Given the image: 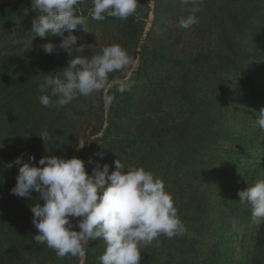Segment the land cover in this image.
<instances>
[{
    "label": "rangeland",
    "instance_id": "obj_1",
    "mask_svg": "<svg viewBox=\"0 0 264 264\" xmlns=\"http://www.w3.org/2000/svg\"><path fill=\"white\" fill-rule=\"evenodd\" d=\"M91 8L92 0H84L77 6V15L84 16L86 23L73 32L78 37V43L74 47L86 46L82 52H73L72 57L80 55L91 58L100 54L106 46H121L126 50L131 63L124 71L113 75L126 86V90L121 93L118 90L119 85L113 87L109 94L114 96V99L108 107L104 105L102 93L89 97L79 96L64 107L42 106L39 97L51 94L50 90L42 93L39 89L44 75H59V71L67 66L71 57L63 50L45 54L42 45L52 42L58 46L62 38L36 37L27 18L22 27L28 28L27 31L12 32L11 38L0 44V161L10 164L26 153L25 161H28L29 155H34L36 166H40L39 160L48 155L65 159L76 157L86 162V170L91 174L90 168L98 151L103 155L108 154V150H102V142L96 146H99V150H94L92 144L97 139L106 138V142L121 139L127 141L128 147L124 148L128 154L124 157L117 155L114 159L120 158L126 168L135 166L147 170V163H143L142 157L146 158L151 151L160 150L154 140L147 138L145 134L140 137V115L149 103L155 106L162 99L171 104L176 103L171 88L178 79L180 68L172 65L167 67L174 73L170 75L169 81H165L167 86L165 85L163 91L155 87L160 83L157 78H149L156 75L158 69H163L161 67L165 63L153 61L146 70L139 71L140 55L153 51L155 47H162L163 51L170 47L166 41H169L168 44L177 49L180 55L184 51L190 55V51L184 49V44L189 45L188 38L192 36L190 33L196 30L194 27L182 29L178 26L179 19L189 15V6L182 5L180 0H138L137 12L133 16L126 20L106 17L102 21L94 20L88 15ZM200 11L196 14L197 17L201 15ZM28 13L29 11L25 12V15ZM201 27L207 33L202 34L203 38L207 35L203 44L205 50H208L207 46L210 49L221 48V38L211 36L215 30L213 25L206 21ZM184 32L188 34L184 35ZM129 39L133 41L132 46ZM127 44L129 46L126 47ZM193 48L194 44L191 42L190 49ZM153 69L155 71L151 74ZM261 71L264 74V71ZM176 75L177 79L174 80ZM172 80L173 83L170 82ZM262 81V85L253 83L261 90L252 89L251 86L245 87L246 90L249 89L246 94L248 99L244 94L246 90H242V93L232 97L229 102L223 137L212 147L209 158L201 163L204 165L202 174H208V177L198 197L189 198L188 194L181 192L182 189L197 187V181L194 184L192 179H188L190 174H186L175 186L167 180H176L183 174L165 179V170L154 163L161 169L159 173L155 170L154 176L157 177L158 173L157 178L163 180L167 192L171 194L175 191L172 197L178 209V216L180 217L182 211L180 206L189 202L188 212L190 216L197 218V221L191 218L190 226L185 225L186 232L183 235L171 239L166 236L159 238L160 242L164 241L165 248L171 245L177 247L178 252L174 253L177 260L185 259L187 264H264V222L254 221L251 205L240 204L238 196L241 190L253 186L258 180H264V130L256 124L260 109L264 108V98H258L260 93L264 92V80ZM130 93L133 95L132 110L121 111L119 106L130 99ZM45 129L50 133L52 142L44 145L38 135ZM78 144H84V147L76 150ZM105 158L103 157V160ZM154 159L150 158L148 162H153ZM90 160L92 163H87ZM100 160L101 155L98 156V161ZM190 171L193 173L196 168ZM12 188V183L8 187L0 188V201L7 202L6 208L10 209L15 219L18 217L29 220L31 206L43 202L36 198L38 193L35 192L32 193L33 199L18 198L11 194ZM4 196L8 199H4ZM202 209L203 213H200ZM200 218H204V221H200ZM34 232L39 234L36 228ZM31 234L34 236V233ZM192 239H195V246ZM12 241L17 248H21L20 252L29 248L30 253L25 254L19 264H42L48 261L44 251L41 250L39 254L31 242H25L22 236L13 237ZM86 247V253L91 251L95 252V255L96 252L103 254L105 251L102 239L96 246L91 247L88 244ZM37 248L40 249V245ZM31 252H34L33 255ZM98 258L91 259L90 262L100 264ZM68 261L66 264H79L77 258Z\"/></svg>",
    "mask_w": 264,
    "mask_h": 264
},
{
    "label": "clouds",
    "instance_id": "obj_2",
    "mask_svg": "<svg viewBox=\"0 0 264 264\" xmlns=\"http://www.w3.org/2000/svg\"><path fill=\"white\" fill-rule=\"evenodd\" d=\"M83 2L31 0L32 9L40 13L32 23L35 36L62 38L58 46L52 42L42 45L43 52L53 54L63 50L71 57L59 75H44L39 89L42 93L49 90L51 93L39 97L44 107H64L79 96L89 97L95 93H102L104 105L108 107L114 99L109 94L113 87L119 85L121 93L126 90L113 75L124 71L131 63L121 46H106L91 58L72 57L73 52H82L86 46L74 47L78 37L73 34L86 23L84 16L77 15V6ZM180 3L189 6V15L180 18L178 26L189 29L198 23L196 14L203 0H180ZM137 5L138 0H92L88 15L97 21L106 17L126 20L137 12ZM258 115L256 124L264 130V108ZM38 137L44 145L52 142L46 129ZM83 147L84 144H78L76 150ZM25 155L21 154L7 165L9 169L18 166L17 183L11 194L33 199L32 193H38L36 198L43 204L31 206L32 222L39 232L34 240L52 249L59 258L71 256L77 258L79 264H86L89 241L102 239L105 251L98 258L100 264H141L143 248L158 242L160 236L171 239L186 232L163 180L143 167L126 168L118 158L114 161V171H110L107 164L102 169L97 164L89 174L86 162L80 158L48 155L36 166L35 156L29 155L25 161ZM238 196L240 204L251 205L253 220L264 222V180L241 190Z\"/></svg>",
    "mask_w": 264,
    "mask_h": 264
},
{
    "label": "trees",
    "instance_id": "obj_3",
    "mask_svg": "<svg viewBox=\"0 0 264 264\" xmlns=\"http://www.w3.org/2000/svg\"><path fill=\"white\" fill-rule=\"evenodd\" d=\"M200 8L201 15L198 17V23L192 26L196 31L190 33L192 36L188 38L190 39L189 45L184 44V49L190 51V55L184 50H182L184 53L180 55L179 51L169 45V41H166L167 46L170 47H166L163 51L162 47H155L153 51L140 55L141 67L139 69V71H143L153 61H163L165 63L161 67L163 69H158V73L154 76L151 75L149 79L157 78V82L160 83L155 87L164 91L165 81H169L170 75L174 73L167 67L172 65V67L180 68L177 73L178 79L176 75L174 80H177L170 81L174 82L171 89L176 103L171 104L169 101L165 102L164 99L156 103L155 106L149 103L140 115V137L145 134L147 138L154 140L153 142L160 149L151 151L146 155V158L142 157L143 163H147L148 171L153 173L157 170L159 173L161 169L154 164L157 163L165 170V179L183 174L176 180H167L175 186L178 181L183 180L186 174H190L191 177L188 179H192L194 184L195 181L198 182L195 189L192 187L188 190L182 189L181 192L185 195L188 194L189 198L198 197L205 185L208 174H202L204 165L201 163L209 158L212 147L217 145L223 137L229 114L228 104L232 97L242 93L241 91L246 90L247 86L261 90L253 83L262 85V80H264V74L261 71H264V0H203ZM27 11L29 13L25 15ZM39 14L38 11L32 9L31 0H0V44L6 43L11 38L12 32L27 31L28 28H22L27 18L29 27L32 28L33 20ZM203 15H205L204 19ZM206 21H209L215 29L211 36L221 38L219 44L221 48L210 49L207 46L208 50H205L203 44L207 35L203 38L202 34L207 33L202 30L201 26ZM185 34L188 33L184 32ZM129 40L130 46H132L133 41ZM191 42L194 44L193 52V49H190ZM127 46L129 45L127 44ZM135 54L138 55V53ZM154 71L155 69L150 71L151 74ZM248 92L249 89L244 93L246 99H248L246 95ZM129 95L130 99L119 106L121 111L132 110L133 95L131 96V93ZM258 98L262 100L264 92L260 93ZM106 141V138H100L92 144L94 150L98 151L99 146L98 148L96 146L102 142L104 148L102 150H108V154L103 155L98 151L99 154L97 153L95 156L90 168L91 173L97 164L101 166V169L103 165L107 164L110 166V171H114L116 156L124 157L128 154L124 148L128 147L127 141L123 139ZM100 155L102 158L99 162L98 156ZM103 157H106L105 160ZM150 158L156 159L153 162H148ZM203 160L204 162H202ZM193 163L195 165H192ZM7 165V162L0 161V188L8 187L10 183L14 187L17 183L15 180L18 168L13 166L9 169ZM192 168H196L193 173L190 171ZM3 198L8 199L7 196ZM6 203L0 201V264H19L21 258L30 253L29 248L25 247L26 250L20 252L21 248L14 245L13 237L19 236H22L25 242H31L39 254L41 250L45 252L48 261L42 264H66L69 259H73L71 256L59 258L45 244H36L32 212L28 213L29 220L18 219V217L15 219L10 213V209L6 208ZM181 208L179 218L185 222L184 225L190 226L191 218L197 221V218L190 216L188 212L189 202L182 204ZM200 213H203V209ZM200 221H204V218H200ZM31 233H34V236ZM100 241L99 239L91 240L89 245L94 247ZM192 243L195 246V239H192ZM39 245L40 249L37 248ZM163 245H165L164 241L158 240L153 245L143 248L141 264H187L185 259H175L174 253L178 252L177 247L171 245V247L165 248ZM99 252H96L97 255H95V252L87 251L86 264H94L90 260H97L96 258L102 255ZM33 253L31 252L32 255Z\"/></svg>",
    "mask_w": 264,
    "mask_h": 264
}]
</instances>
